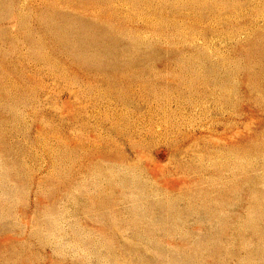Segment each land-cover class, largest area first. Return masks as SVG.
<instances>
[{
    "label": "rangeland",
    "instance_id": "374dc122",
    "mask_svg": "<svg viewBox=\"0 0 264 264\" xmlns=\"http://www.w3.org/2000/svg\"><path fill=\"white\" fill-rule=\"evenodd\" d=\"M0 264H264V0H0Z\"/></svg>",
    "mask_w": 264,
    "mask_h": 264
}]
</instances>
